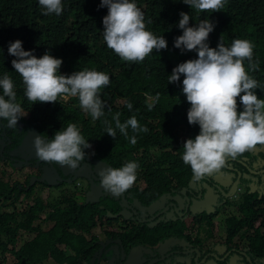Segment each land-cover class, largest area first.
Segmentation results:
<instances>
[{"label":"trees","instance_id":"trees-1","mask_svg":"<svg viewBox=\"0 0 264 264\" xmlns=\"http://www.w3.org/2000/svg\"><path fill=\"white\" fill-rule=\"evenodd\" d=\"M227 2L235 26L225 33L228 57L214 60L209 40L187 33L184 25L188 12L201 11L202 27L203 11L204 18L212 14L219 19L225 15L220 12L223 2L211 12L209 0H0V119L14 123L25 121L19 113L30 116L27 126L13 130L16 139L20 132L45 133L55 122L65 124L68 136L52 139L51 156L69 162L94 145L90 163L95 167L100 162L119 182L130 177L147 181V188L128 193L139 205L192 201V211L217 205L210 176L229 156L242 158L251 147L253 153L264 149L258 142L264 130V9ZM135 24L143 26L137 37L131 28ZM178 24L195 54L177 47L181 54L173 66L175 47H158ZM148 93L158 95L156 108L147 103ZM63 94L69 95L67 101ZM188 143L198 147L190 150ZM155 151L160 155L154 156ZM206 156L212 173L203 163ZM241 171L246 187L254 178L257 191L264 192L261 175L250 173L249 178L246 168ZM187 185L199 200L181 192ZM259 192L233 206L254 215L251 200ZM31 194L0 174V264H24L27 258L42 263L49 257L50 246H37V241L25 242L23 249L14 245L12 224L19 223V216L31 221L47 207L34 197L17 217L19 202ZM225 199L221 196L218 203L229 206ZM66 202L69 208L59 214L79 231L69 234L74 245L97 259L87 234L97 225L96 213L104 210L97 204ZM235 221L231 225L248 226L240 218ZM258 236L252 247L263 258L264 238Z\"/></svg>","mask_w":264,"mask_h":264},{"label":"clouds","instance_id":"clouds-1","mask_svg":"<svg viewBox=\"0 0 264 264\" xmlns=\"http://www.w3.org/2000/svg\"><path fill=\"white\" fill-rule=\"evenodd\" d=\"M222 2L225 3L224 6H222ZM235 2L237 4L243 3L253 8L264 9V0H235ZM209 3H211V12H215L214 10H217L218 5H221L222 7H220L222 9L220 12H224L225 15H222L219 19L212 14V17L208 16L204 18L205 11H203L204 22L202 23L204 25L202 27L198 18L201 11L188 12V20L184 27L186 32L192 34L194 37L201 33L209 40L208 42L212 45L211 59L220 60L228 57L224 52V46L228 45L225 39V33L228 29L235 26V15H228L227 0H221V2L218 0H209ZM236 9H238V5ZM106 16L107 19H109L111 14H106ZM131 28L133 29V34H136V37L143 30V26H137L136 24ZM178 28L179 24L170 29L171 33H169L166 39H163L159 43L158 47H175L177 58L173 61V66L178 65L177 59L181 54L177 50V47L182 46L184 49L195 54V50L192 49L193 45L185 41V31L182 30V28ZM242 39L244 41L249 40V38L246 37H242ZM201 47L202 46L199 45L200 49ZM160 52L161 54L167 53L165 51ZM191 58L193 59L191 61H195L199 64L193 57ZM146 95L147 103L156 108L158 95L149 93ZM61 97L67 101L69 95L63 94ZM19 114L25 121L13 123L12 121L0 119V167L2 166V174H5L8 180L19 184L20 189L25 191V194L32 192L29 197L30 199L21 200L19 202L15 211L18 212L17 217L28 205L32 204L34 197L41 198L43 202L47 203V207L42 212H38L37 217L31 221L22 219V216H19V223L12 224L13 230L16 229L17 232V240L14 245L19 249H23L25 242L37 241V246H50L48 253L49 257L45 258L42 263L27 258L24 259V264H175L169 258H160L153 255V244L162 243L163 246L168 247L174 242L172 237H160L156 234L154 235L153 231L161 222L172 220L173 211H182L185 208L193 219L201 222L207 237L217 235L220 242L226 248L239 249L245 247L251 251V255L247 257L235 255L238 261L248 259L251 260L253 264L256 262L264 263L263 258H260V254L252 247V239H254L255 232L251 227H242L241 231L242 236L245 233L249 234V239L242 238L236 243L232 242L230 239L225 241L221 239L226 233L222 217H225L229 229H233L235 225L231 224L236 223V221L231 222V220H236V217L233 214H229L227 211L231 208L235 209L233 205L240 203V201L245 198V195L249 194L253 196L255 193L259 192L257 191L256 181L253 180V177L247 187L242 181V167L249 171V178H251L250 173L260 175L258 172L261 170L264 171V157L259 159V165H255L257 157H254L251 151L254 147H251L249 149V154L244 155L242 158L229 156V159L224 160V169L219 172L216 171L214 175L210 176V188L212 195H216L217 205H214L211 197H209V200L214 206H210L209 209L199 208L197 211H192L190 209L192 201H189L188 204H184L156 200L150 205L141 203L138 205L137 210H134L133 207L135 206V202L131 203L133 199H131L132 196H128V193L131 189L143 190L147 188L148 183L145 179L138 181L130 177L123 178L121 182L116 181L109 172L103 169L100 162H97V167H95L92 162L90 163L91 156L95 150L94 145H91L86 153L78 155V157H73L76 160L61 162L53 158L49 151L55 144L52 139L58 137L59 141H63L68 136L69 129L65 128L67 126L62 123L57 124L55 122L45 133H38L35 130L25 133L20 132L16 139L13 130L17 127L24 128L27 126V122L30 119V116L25 113ZM262 135V137L258 138V142L264 147V130ZM218 136L219 133L217 132L216 138H218ZM180 137L183 141L187 140L182 129H180ZM12 144H14L15 147H11ZM197 147L198 145L194 143L189 144L190 150L196 149ZM207 159H209L208 156L203 160ZM199 161L200 156L197 162ZM229 161L234 162L229 163ZM11 166L13 169L10 168ZM23 169L27 172L17 177L23 173ZM165 169H167V167H165ZM212 169L214 168L210 166L209 170ZM178 171H180L179 167ZM239 173H241V178L238 180ZM240 185H243L244 191L241 194L235 193ZM191 190L188 185L187 187L181 188V192L184 194L191 192ZM111 192H113V194H111ZM259 194L260 197H255L251 202L253 207L252 211H255L253 212L254 217L258 215L253 222L262 225L261 220H264V218H262L264 217V202L259 205L254 203V200L262 201L264 199V192H259ZM192 195L194 194L192 193ZM221 196L226 198L225 201L230 204L229 206L218 203V201L221 200ZM195 198L197 199V196H195ZM71 200H76L80 204H97L98 207L105 212L103 214L96 213L95 221L97 225L87 234V239L90 242L89 247L95 248L93 254H98L97 259L86 257L85 251L81 247L74 245V240L69 234H77L79 231L71 227L70 223L63 222L64 217L59 214L61 208H69V204L66 201ZM195 205H198V203H195ZM3 211H11V209H6V207H4ZM236 211L238 214H240V212L247 214V209ZM130 212L139 214L144 223H149L146 229H140L137 225H133L130 228L122 227V219L130 217ZM155 217L158 222L154 221ZM109 218H112L113 221H108ZM23 222H27L29 228H27V226H20ZM262 226L263 228L258 229V233L264 238V225ZM134 231H136L137 236L132 234ZM256 237L259 236L256 234ZM141 239L145 240L144 246L140 243ZM52 243H55L56 247H52ZM59 254L62 257L61 259H58ZM112 254L115 255L114 259L111 257ZM7 261L10 262L11 260L7 259ZM241 264H243V262H241Z\"/></svg>","mask_w":264,"mask_h":264},{"label":"flooded vegetation","instance_id":"flooded-vegetation-1","mask_svg":"<svg viewBox=\"0 0 264 264\" xmlns=\"http://www.w3.org/2000/svg\"><path fill=\"white\" fill-rule=\"evenodd\" d=\"M131 203H134V201L131 200ZM134 205V210H137L139 204L134 203ZM172 217L170 221L161 222L153 231V234L160 237H172L174 242L168 247L163 246L162 243L153 244L152 251L154 256L169 258L175 264H241L235 255L244 257L251 255V251L245 247L239 249L226 248L216 235L207 237L201 222L193 219L186 208L182 211H173ZM243 217L244 216H238V218ZM250 217V220L255 219L254 215H250ZM222 220L224 223V230H226V233L221 238L222 241L230 239L232 242L236 243L242 238L249 239V234L245 233L242 236V227L234 226L233 229H229L225 217H222ZM122 221L123 228H130L133 225H137L140 229H146L149 224L144 223L140 215L134 212H130V217L122 219ZM154 221L158 222L156 217ZM248 226L255 232V238L256 234L258 235V229L263 228L261 224L255 222H252L251 225L248 224ZM140 243L144 246L145 240L141 239ZM217 249L220 252H218ZM224 260H227V262L223 263ZM245 262L246 264H253V262L248 259H246Z\"/></svg>","mask_w":264,"mask_h":264},{"label":"rangeland","instance_id":"rangeland-1","mask_svg":"<svg viewBox=\"0 0 264 264\" xmlns=\"http://www.w3.org/2000/svg\"><path fill=\"white\" fill-rule=\"evenodd\" d=\"M258 147V146H257ZM160 155V152H158V151H156L155 153H154V156H159ZM259 155H261V156H259ZM253 156L254 157H257V160H256V162H255V165H259L260 164V162H259V159L261 158V157H264V149L263 148H260V147H258L257 148V150L253 153ZM204 165L205 166H207V170H208V167L209 166H212L211 164H209V162L207 161V160H205L204 162ZM11 169H13V167L11 166L10 167ZM224 168H222V169H219V170H217L218 172L220 171V170H223ZM209 172H211L212 173V170H208ZM25 172H27L26 170H24L23 169V173H21L20 175H18L17 177H20V176H22V175H24L25 174ZM216 172H214V174H215ZM261 176H263L264 177V171L263 170H261L260 172H258ZM0 174H2V166L0 167ZM244 191V187H243V185H240V187L235 191V193H238V194H241L242 192ZM111 194H113V192H111ZM262 195V194H261ZM229 214H233L236 218H238V216L240 215L241 217L242 216H244L243 218H240V220H243V221H239L240 223H243V224H245V225H251L252 224V221L250 220V215H248V214H245V213H243V212H240V214H238L237 213V211L235 210V209H230V210H228L227 211ZM217 236V235H216ZM218 237V236H217ZM220 245V244H219ZM218 245V246H219ZM217 251L218 252H220L218 249H217ZM113 259L115 258V255L114 254H112V256H111ZM227 262V260H224L223 261V263H226ZM257 264H259L258 262H256ZM162 264H165V263H162ZM243 264H246V262H245V260H243ZM262 264H264V263H262Z\"/></svg>","mask_w":264,"mask_h":264},{"label":"water","instance_id":"water-1","mask_svg":"<svg viewBox=\"0 0 264 264\" xmlns=\"http://www.w3.org/2000/svg\"><path fill=\"white\" fill-rule=\"evenodd\" d=\"M241 178V173H239V177H238V180Z\"/></svg>","mask_w":264,"mask_h":264}]
</instances>
